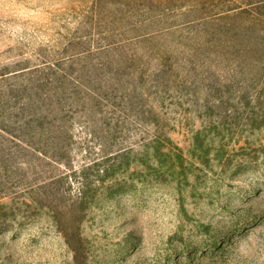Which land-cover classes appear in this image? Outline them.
Segmentation results:
<instances>
[{
	"label": "rangeland",
	"instance_id": "rangeland-1",
	"mask_svg": "<svg viewBox=\"0 0 264 264\" xmlns=\"http://www.w3.org/2000/svg\"><path fill=\"white\" fill-rule=\"evenodd\" d=\"M88 2L0 0V123L6 69L38 65L54 52L85 50L90 39L94 47L95 40L102 43L109 28L84 12ZM244 82L212 114L194 88L165 102L172 145L150 158L147 129L131 115L109 126L97 116L70 119L75 137L67 167L32 159L17 170L15 162L10 170L17 174L6 182L9 198L2 199L0 187V264H264V127L251 128L258 111L246 99L254 86ZM242 87L247 92L237 95ZM118 151L131 154L130 168L101 177L102 183L97 171L108 164L87 172L91 196L96 187L98 193L83 215V256L76 261L53 220L51 198L31 186L102 165ZM77 186L61 179L54 186L59 202Z\"/></svg>",
	"mask_w": 264,
	"mask_h": 264
},
{
	"label": "trees",
	"instance_id": "trees-1",
	"mask_svg": "<svg viewBox=\"0 0 264 264\" xmlns=\"http://www.w3.org/2000/svg\"><path fill=\"white\" fill-rule=\"evenodd\" d=\"M88 3L91 7L84 12L97 16L109 28L105 38L101 36L102 43L95 40L94 47L90 39L92 46L85 50L54 52L38 65L17 66L1 75L2 199L9 198L8 179L32 159L67 167L75 137L68 123L79 114L88 120L100 117L106 126L116 117L123 120L131 115L147 129L146 154L150 158L172 145L166 131L170 120L163 111L165 102L183 97L185 88H194L206 103V112L212 114L233 100L232 90L244 77V83L254 86L253 94L246 96L248 105L255 103L253 108L258 111L251 128L264 127V0ZM247 90L239 88L237 95ZM232 115L233 110L228 109L226 116ZM130 156L118 151L106 156L102 165L96 162L81 170L70 169V174L44 178L31 186L44 190L41 196L46 200L51 198L53 220L76 261L83 256V215L98 193L96 187L91 196L87 172L108 164L97 171V183H102L105 179L101 177L130 168ZM15 162L18 168L13 173L10 167ZM63 178L78 188L67 201L59 202L61 191L54 186Z\"/></svg>",
	"mask_w": 264,
	"mask_h": 264
}]
</instances>
